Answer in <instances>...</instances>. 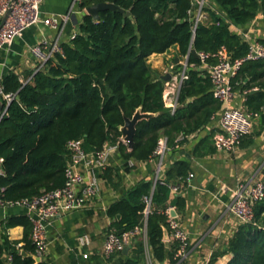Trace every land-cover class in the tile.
I'll return each mask as SVG.
<instances>
[{"label":"trees","instance_id":"obj_1","mask_svg":"<svg viewBox=\"0 0 264 264\" xmlns=\"http://www.w3.org/2000/svg\"><path fill=\"white\" fill-rule=\"evenodd\" d=\"M99 2L113 3L124 12L101 10L99 19L94 20L84 9ZM196 5L195 0H80L78 31L62 43V53L31 71L27 82L13 71L3 74V91L13 95L0 119L3 199L15 201L61 188L66 180L70 140L80 139L89 153L99 151L105 143L117 144L125 161L142 162L152 156L160 138H166L167 146L176 151V144L182 145L188 135L222 110L221 102L213 96L207 66L190 49L215 53L223 46L232 58L244 57L247 43L232 26H249L264 13V0H204L202 11L207 18L197 22ZM126 11L131 15H125ZM172 47L177 60L186 57L188 76L180 85L174 109L161 103L165 81L148 61L151 54ZM214 61L209 58L207 64ZM232 85L238 93L247 91V110L260 111L264 107V59L243 62ZM137 109L154 115L137 123L129 148L120 139L119 127ZM189 170L187 161H176L165 179L155 184L139 182L107 209L112 220L109 229L128 231L142 223V197L151 194L154 209L147 216L146 235L155 264L175 262L177 244L163 241L164 209L171 204L180 212L185 206L179 194L169 200L164 182L185 177ZM16 225L23 227L22 244L6 242L3 250L11 258L9 264H48L32 256L28 216L9 217L6 226ZM133 249L135 258L124 264H139L145 259L141 240ZM22 250L28 255H22ZM225 250L232 254L227 264H264V197L254 204L252 221L238 225Z\"/></svg>","mask_w":264,"mask_h":264},{"label":"crops","instance_id":"obj_2","mask_svg":"<svg viewBox=\"0 0 264 264\" xmlns=\"http://www.w3.org/2000/svg\"><path fill=\"white\" fill-rule=\"evenodd\" d=\"M72 6L73 0H43L41 16H63L71 11ZM203 14L206 15L204 11ZM2 18L0 16V24ZM80 18L81 12L73 9L69 18L62 23L59 37L62 43L77 33ZM232 29L239 33L240 30L249 29L258 40L264 39V19L260 17L247 27L233 25ZM58 33L57 28L44 24L25 30L0 51V79L4 73L13 71L21 81H29V73L35 70L37 64L29 52L30 47L41 38L53 40ZM176 57V48L172 47L164 53L151 54L149 59L153 60L151 67L163 76L170 68L175 75L184 67L186 57L174 61ZM237 100L245 106V95L239 94ZM165 106L170 107L168 104ZM220 114L221 111L213 114L206 126L188 135L178 150H168L159 170V177L165 179L166 172L176 161L185 160L189 163V171L194 174L178 193L184 199L185 206L177 214L181 226L189 233L187 264L229 262L232 254L226 252L225 248L240 224L229 209L233 190L240 183L250 184L264 179V115L255 120L252 132L243 138L237 149L222 152L213 149L212 140L218 130ZM208 149L213 151L208 152ZM107 167L106 173L98 174L100 195L93 203L56 217L47 225L48 246L42 261L48 264H124L135 258L133 247L116 251L109 257L103 254L104 235L112 221L107 209L139 182L152 181L154 184L157 162L151 158L142 162L132 159L125 161L116 149L109 156ZM178 181L179 178H172L170 182ZM174 197L169 195V200ZM19 215H27L26 210L17 206L0 207V264H9L11 260L3 250L6 242L17 241V245L22 244L23 227L6 226L9 217ZM84 235L89 237L90 242L80 245L78 238ZM139 264H145V259ZM158 264L170 262L165 260Z\"/></svg>","mask_w":264,"mask_h":264},{"label":"built area","instance_id":"obj_3","mask_svg":"<svg viewBox=\"0 0 264 264\" xmlns=\"http://www.w3.org/2000/svg\"><path fill=\"white\" fill-rule=\"evenodd\" d=\"M79 1L73 0L71 11L66 15L42 17L41 5L43 0H0V16L3 17L9 12L3 24L0 25V51L34 25L44 24L51 28H57L59 33L55 39L41 38L29 49L30 54L37 62L35 71L39 70L54 54L62 53V42L59 38L63 29L62 23L69 18L73 9L81 12L77 8ZM196 2L195 19L197 22L202 18H206V15L202 11L204 0H196ZM259 17L264 19V13L257 15L254 20ZM75 35L76 33L71 36V39ZM240 36L248 46V51L242 58H232L223 46L215 53H197L201 63L206 65L209 70L213 96L222 104L218 130L212 137L216 151L232 152L237 149L243 138L252 132L255 120L264 113V107L260 111L247 110L243 103L237 100L239 94L243 96L247 91L238 93L232 85V80L237 75L243 62L264 59V43L254 37L249 29L240 30ZM209 58H214V63L207 64ZM186 65L187 61H185L184 67L175 75H173L174 72L170 68L171 78L165 82L163 100L165 105L168 104L173 109L177 106L180 85L188 77ZM0 97L5 104H9L13 98V95L3 91L1 80ZM182 138L180 136L179 140ZM180 146L176 144L174 149H179ZM116 149L117 144L105 143L99 151L89 153L83 149L80 139L70 140L67 143L69 160L65 169L66 180L61 188L42 191L38 195L15 201L3 199L5 188H0V207L17 206L24 208L27 212L31 222L30 239L34 245V253L32 255L39 256L41 259L45 255L48 246L46 228L53 219L89 205L93 203L94 199L99 197L98 174L107 167L109 156ZM168 150H171V148L167 146L166 138H160L150 157L151 159H156L157 162L154 184L160 180L159 170ZM1 161L2 159L0 158V163ZM1 173L2 170L0 169ZM193 175L189 171L187 176L179 178L176 183L164 182L169 188L170 197L177 195L185 184L191 180ZM263 197L264 179L256 180L250 184L240 183L233 190L229 209L240 224L248 223L254 217V204L263 199ZM142 200L144 208L140 225L128 231H123L121 234H118L113 229H109L105 233L102 251L106 257L116 251L125 249V247L131 248L137 240H141L144 245L145 264H155L147 245L146 235L147 216L153 211L154 204L151 194L144 195ZM172 211H176V208L171 204H168L164 209L167 218L166 226H163V241L167 244L174 242L177 244L174 252L175 262L171 264H187L185 259L189 249V233L181 226L177 211L175 215H172ZM78 240L80 245H87L90 242L89 237L86 235L80 236ZM84 256L86 257L87 254H84Z\"/></svg>","mask_w":264,"mask_h":264},{"label":"water","instance_id":"obj_4","mask_svg":"<svg viewBox=\"0 0 264 264\" xmlns=\"http://www.w3.org/2000/svg\"><path fill=\"white\" fill-rule=\"evenodd\" d=\"M105 9H111V10L117 9L120 12H124V10L122 8H120L119 6H117V5L113 4V3H110V2H99V3H96V4L90 5V6L85 8V12L88 15L92 16V18L94 20H98L99 19V11L105 10ZM8 13L9 12H7L3 16L1 24H3V22L5 21L6 17L8 16ZM125 15L130 16L131 15L130 11H126ZM190 52L193 53L195 56H198L196 51L193 48L190 49ZM176 61H177V58H176ZM170 78H171V73H169V72L166 73L165 75L161 76V79L163 81H165V82L169 81ZM161 103L163 105H165L164 100H162ZM7 106H8V104H5L4 100L0 97V119L3 116V114L5 113V110L7 109ZM153 115L154 114H152V113L142 112L140 109H137L134 112V114L132 115V117H125L123 125H121L119 127V129L121 131L120 139L122 141H124L128 145L129 148H131L132 145H133V137H134V133H135V130H136L137 123L140 120L148 119V118L152 117ZM175 214H176V211H172V215H175ZM123 231L124 230H119L118 234H121ZM125 249H128V247H125ZM21 253L24 256L28 255V253H26L24 250H22ZM32 256H33V258L36 261H41V257L35 256V255H32Z\"/></svg>","mask_w":264,"mask_h":264},{"label":"rangeland","instance_id":"obj_5","mask_svg":"<svg viewBox=\"0 0 264 264\" xmlns=\"http://www.w3.org/2000/svg\"><path fill=\"white\" fill-rule=\"evenodd\" d=\"M149 63L152 64L153 63V60L152 59H148Z\"/></svg>","mask_w":264,"mask_h":264}]
</instances>
